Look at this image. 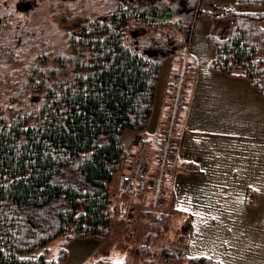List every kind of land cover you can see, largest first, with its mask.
<instances>
[{
  "label": "trees",
  "instance_id": "1",
  "mask_svg": "<svg viewBox=\"0 0 264 264\" xmlns=\"http://www.w3.org/2000/svg\"><path fill=\"white\" fill-rule=\"evenodd\" d=\"M11 1L0 0V264H62L71 240L110 235L113 188L131 163L126 136H147L162 66L181 61L196 13L227 22V34L208 36L210 66L264 96V0L223 13L199 0H54L76 15L36 54L42 38ZM175 215L141 209L149 227L138 264H224L187 252L190 222L166 241ZM84 264L118 262L98 254Z\"/></svg>",
  "mask_w": 264,
  "mask_h": 264
},
{
  "label": "crops",
  "instance_id": "2",
  "mask_svg": "<svg viewBox=\"0 0 264 264\" xmlns=\"http://www.w3.org/2000/svg\"><path fill=\"white\" fill-rule=\"evenodd\" d=\"M205 1L199 0L203 9L213 11L204 6ZM230 1L231 10L236 9V0ZM215 25L205 15L194 20L186 102L177 124L178 150L166 188L171 209L181 219H189V254L208 250L207 255L218 257L264 259V96L247 78L210 66L214 49L208 36ZM177 67L173 58L162 66L148 135L159 132L167 119L171 72ZM135 135L129 133L125 140L130 156L136 151ZM188 166L196 170L189 171ZM115 193V200L125 196L118 184ZM249 193L256 194L253 205L248 203ZM99 245L93 238L75 239L63 264L88 262Z\"/></svg>",
  "mask_w": 264,
  "mask_h": 264
},
{
  "label": "rangeland",
  "instance_id": "3",
  "mask_svg": "<svg viewBox=\"0 0 264 264\" xmlns=\"http://www.w3.org/2000/svg\"><path fill=\"white\" fill-rule=\"evenodd\" d=\"M11 4L14 7V10L12 11L16 13L18 17L21 18L22 23H29V26H33L32 28L35 29V31L32 32L35 35V37L42 38L39 39L38 49H36V52H34L35 54L39 50L44 49L45 48L44 46H47V44L44 45L46 41L47 42L55 41L54 40L55 37L53 36V33L55 34L57 33V31H59V29H63L62 27H64L66 23L68 24L70 22V18L76 15L74 9L68 10L66 7L57 4V2H54V0H38V2L34 0L32 1V3L28 2V0H12ZM200 5L201 4L199 3V6ZM204 6L206 8H210L211 10H213V12L223 13V12L231 11L232 3L230 0H218V1L206 0L204 2ZM233 7L237 9L238 6L235 3ZM200 8L202 10H205L203 9L202 5L200 6ZM197 15L199 16V14L196 13V15L194 16L195 17L194 20L196 19ZM200 15L202 16L203 14ZM21 20H17V21H21ZM57 23L58 24L60 23L59 28H57L58 27ZM215 23H216L214 29L215 31L213 32H217L221 36L227 34L226 31L227 22H222V20L219 19L216 20ZM193 25L194 23H192L191 32ZM39 27L40 29H38ZM189 43L190 41L183 50L182 59L178 63V68H177L178 70L181 69L184 64L190 65L191 63ZM56 45L57 47L59 46V44ZM24 48L28 52H33L27 49V47ZM20 60L21 59H18V61ZM178 70H175L174 72L172 68L171 74L172 75L175 74ZM141 135L143 134H136L134 137V141L137 138H139ZM116 185L117 183H115L114 185L113 188L114 192H116ZM164 188H165L164 189L165 192L163 193L162 199H157L152 192L150 195L154 196V198L151 199L150 197L147 196L146 198H144L145 200H139V201H136L134 199L129 200V197L126 199V201H123V199H125L124 196L122 198L118 197L116 200L115 214L112 221L114 228L110 233V235L104 240H99L93 237H87L100 241V245L97 248H95L94 252L89 256V258L92 259L94 256L98 254H106L112 257L115 261L120 262L122 264H138L139 255L137 252V247L140 243H143L146 240V232L149 227L148 220L141 219L140 216L141 209H143L144 207H149L147 205H151L152 208L153 206L156 205L159 207H166L167 209L172 210L171 202H170L171 195L169 194L166 186ZM174 213L176 214L175 217L174 216L171 217L168 220V225L166 224L168 226V228L165 231L166 233L164 235L166 241L176 238L180 239L179 236L181 235L182 232L180 231L181 227H183L184 225L186 226V223L189 221V219L183 218V216L181 219V215H179L180 213L178 214L177 211H174ZM75 239L71 240V242L74 241ZM186 243H188V239ZM59 246H60V242L58 239L54 240L50 244L51 256L57 255ZM186 249H187V244H186ZM195 253L210 254L208 253V250L197 251ZM211 255L221 260L224 264H264V259H255L252 257L237 256L234 254L227 255L226 257H218L214 254Z\"/></svg>",
  "mask_w": 264,
  "mask_h": 264
},
{
  "label": "built area",
  "instance_id": "4",
  "mask_svg": "<svg viewBox=\"0 0 264 264\" xmlns=\"http://www.w3.org/2000/svg\"><path fill=\"white\" fill-rule=\"evenodd\" d=\"M187 66L188 64H184L180 72L175 75L173 92L167 103L168 115L165 125L158 133L148 138L140 136L135 140L137 150L131 158V169L123 173L119 181L120 189L129 194V200L143 196L148 188L153 190L156 198L163 196L165 178L175 166V155L178 149L175 127L186 101ZM152 154L157 163L156 171H153L150 166ZM187 169L196 170L192 166H188Z\"/></svg>",
  "mask_w": 264,
  "mask_h": 264
},
{
  "label": "bare ground",
  "instance_id": "5",
  "mask_svg": "<svg viewBox=\"0 0 264 264\" xmlns=\"http://www.w3.org/2000/svg\"><path fill=\"white\" fill-rule=\"evenodd\" d=\"M165 123H166V121H165ZM165 123H164V125H165ZM175 129H176L175 133H176L177 142L179 143V133H178V130H177V125H176ZM123 194H125L126 197H129V194H126L124 192H123ZM147 196L150 197L151 199L154 198V196L148 194V192L146 191L143 196H141V197H133V199L136 200V201L145 200L144 198H146ZM159 199H162V197L159 198ZM144 206H146V205H144ZM147 206H149V207H144V208H150V209H167L166 207H159V206H156V205L153 206V208H152L151 205H147Z\"/></svg>",
  "mask_w": 264,
  "mask_h": 264
},
{
  "label": "snow or ice",
  "instance_id": "6",
  "mask_svg": "<svg viewBox=\"0 0 264 264\" xmlns=\"http://www.w3.org/2000/svg\"><path fill=\"white\" fill-rule=\"evenodd\" d=\"M258 190V189H257ZM197 215H199V213H197ZM118 264H119V262H118Z\"/></svg>",
  "mask_w": 264,
  "mask_h": 264
}]
</instances>
